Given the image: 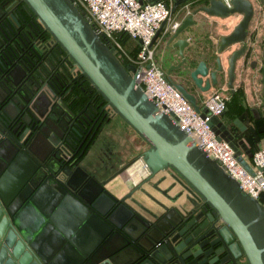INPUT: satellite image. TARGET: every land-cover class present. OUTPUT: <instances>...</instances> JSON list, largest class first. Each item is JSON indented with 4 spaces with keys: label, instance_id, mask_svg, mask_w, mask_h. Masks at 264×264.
<instances>
[{
    "label": "water",
    "instance_id": "obj_1",
    "mask_svg": "<svg viewBox=\"0 0 264 264\" xmlns=\"http://www.w3.org/2000/svg\"><path fill=\"white\" fill-rule=\"evenodd\" d=\"M23 1L36 17V28L51 34L109 108L145 142L138 156L148 172L145 183L170 171L172 187L180 192L170 197L171 186L153 188L171 203L183 196L185 201L181 210L165 209L144 192L164 210L158 216L131 199L132 192L120 198L108 192L110 180L98 177L106 167L93 166L90 172L82 165L81 146L96 108L79 109L73 103L78 96L66 101L61 66L50 64L39 46L19 59L0 52V264H264L263 203L242 193L217 161L159 112L136 86L134 67L122 65L73 0ZM191 1L174 0L171 8L173 14L186 13L167 38L182 61L167 69L166 78L199 112L196 94L170 77L186 62L190 41L181 35L196 26L199 13L239 17L219 36L214 69L205 60L194 66L190 57L180 73L201 93L232 87L238 62L246 67L254 60L247 40L255 10L251 0H232L230 7L201 0L190 11ZM259 14L264 20L261 7ZM256 35L261 57L254 62L261 65L264 89V37L256 41ZM234 123L242 127L238 119ZM238 160L253 173L245 159Z\"/></svg>",
    "mask_w": 264,
    "mask_h": 264
},
{
    "label": "built area",
    "instance_id": "obj_2",
    "mask_svg": "<svg viewBox=\"0 0 264 264\" xmlns=\"http://www.w3.org/2000/svg\"><path fill=\"white\" fill-rule=\"evenodd\" d=\"M221 1L226 6H231L232 0ZM73 2L99 37L104 38L113 51L126 55L127 66L134 67L131 75L135 78L136 86L155 103L159 112L168 115L175 125L206 151L208 157L217 161L237 183L242 193L259 200L264 194V170H261L264 168V148L253 152L247 161L253 170V173L249 172L239 162L229 141L219 140L214 126L209 125V121L226 111L227 100L213 92L205 99L203 108L200 107V111L197 112L182 93L167 80L165 71L155 60V38L159 29L162 28L163 34H170L180 23L175 18L178 11L171 13L174 0H73ZM119 33L126 34L138 43L135 55H130L126 51L117 38Z\"/></svg>",
    "mask_w": 264,
    "mask_h": 264
},
{
    "label": "crops",
    "instance_id": "obj_3",
    "mask_svg": "<svg viewBox=\"0 0 264 264\" xmlns=\"http://www.w3.org/2000/svg\"><path fill=\"white\" fill-rule=\"evenodd\" d=\"M143 1H155V0H143ZM254 5L255 15L249 25V36L247 40L248 49L252 51V58L257 59L261 57V51L258 46H256L253 39V35H256V41L260 40L261 37H264V20L261 19L259 10L260 7L254 3V0H251ZM201 5V0H193L190 3H187L188 10L195 9ZM180 9V8H179ZM185 11L181 10L177 16L176 20L180 21L182 17L185 15ZM197 21L196 26L188 28L181 36L185 37L190 41V45L184 50V55L188 57H195L194 66L199 60H205L208 67L210 69H214L216 67L215 56L217 53V46L219 41V36L222 34H227L231 31L232 27L237 23L239 17L230 18V19H220L218 17H210L205 14L199 13L194 17ZM163 27V26H162ZM169 34H163L162 28L157 32V36L155 38L156 49L155 52L159 49V53L157 54V59L161 60L162 69L165 70V73L168 68L167 65L170 64V61L165 59L168 55H176L177 50L171 49L168 50L167 46L169 45L167 42ZM197 39V40H196ZM264 41V40H263ZM263 43V42H261ZM133 44L136 45V42L133 41ZM171 45V44H170ZM133 46V45H132ZM168 52H167V51ZM222 58L226 57V54L221 55ZM254 60H248L247 66L251 68H255L256 66L252 65ZM251 61V62H250ZM256 64V63H255ZM252 65V66H251ZM259 65V64H258ZM259 65L257 68H259ZM255 68V69H257ZM242 61L238 62L236 68V74L239 78L242 72ZM171 79L174 81L175 73L171 71L170 73ZM247 83V82H245ZM238 84V83H236ZM190 91L196 94L198 105L203 108L204 101L208 94L213 91L215 88L210 89L208 92L201 93L196 89L191 82L187 83ZM248 87L244 88L243 93L240 95H235L231 100L227 103V108L224 114L221 117L215 118L214 122H217V126L222 128V125H225V131L227 134L231 135V139L234 142L237 149L241 151V157L246 161H249L253 152L260 148H264V121L262 116L264 115V104H260L256 102L249 94ZM238 119L241 123L242 127H238L234 120ZM123 121V120H122ZM124 122V121H123ZM120 123L117 118L113 120L115 127L123 128V124ZM130 128V127H129ZM131 129V128H130ZM118 131V129H116ZM132 130V129H131ZM127 135H130V131H126ZM138 137V135H137ZM135 144L138 145V152L131 153L132 149L130 146V150H121L116 154L113 150L110 151H98V157L95 160H99L102 156L111 158V165L104 164L100 162V166H106L104 170L101 171L100 175H98L99 180H110L108 184L105 186L106 190L110 192L112 195L120 198L129 192H132L131 199L140 203L145 208L154 212L158 216H161L164 213L162 208H159L150 198L153 197L155 200L159 201L165 209H182L184 207V196L180 198L175 203H171L166 198H164L158 191L153 188V184L160 181L162 178H166L165 181L158 184V188L161 190H165L172 184V179L170 178V171L161 172L149 183H145V179L147 178L148 172L144 169L142 162L139 160V154L147 148L145 142L138 137L135 139ZM92 148L87 152V156L82 161V165L87 168L90 172L94 170V167L91 166L90 162L88 163V159L92 154ZM133 150V149H132ZM105 152V153H104ZM115 155V156H114ZM131 159L127 168L123 171H120L121 162L125 159ZM106 159V158H105ZM94 160V159H93ZM92 160V161H93ZM102 164V165H101ZM141 186V189L138 191L136 188ZM179 187L173 188L169 192L170 197H174L176 194L180 192ZM148 193L151 197L145 195ZM261 203L264 204V194L259 199ZM128 203L131 204L130 200Z\"/></svg>",
    "mask_w": 264,
    "mask_h": 264
},
{
    "label": "flooded vegetation",
    "instance_id": "obj_4",
    "mask_svg": "<svg viewBox=\"0 0 264 264\" xmlns=\"http://www.w3.org/2000/svg\"><path fill=\"white\" fill-rule=\"evenodd\" d=\"M254 3L264 10V0H254ZM32 21L36 22V19L31 16V12L29 11L27 5L22 3V0H13L7 6H2V3L0 1V39L3 41L0 52L3 55L15 56V58L19 59L18 57L23 58V56L31 51L34 45L39 46L42 52H44V54L46 53L49 57L50 64H59L61 66L60 68L65 80V83L62 85L61 91L66 93V101L69 103L72 102L74 96L72 95V93L76 88L80 92L82 91L85 93V99L82 98L83 103L81 102L78 105L79 109L91 105L92 107L96 108L97 112L95 117L92 118L90 124L86 128V131H88L86 134L87 136L84 137L81 146V149L83 150V161L87 156L88 150L90 149V147L95 146L96 142L99 139V136L104 132L105 128H110L114 124L113 120L116 117H120L116 115L107 104L102 105V103L97 98V94L95 93L93 86L86 83L85 79L83 78V74L78 70L67 53L58 45V43L54 41L53 38H48L47 41L39 39L40 37L38 34L42 30V28L38 30L32 23ZM2 27L4 28V30ZM6 36L9 38H6ZM168 47L169 45L167 46V49L171 50ZM185 57L186 62L177 69L173 70L175 73L174 82L183 83L188 88L187 83L188 81L190 82V80L180 77V73L183 72L182 70L185 68L188 59L190 58L186 55ZM216 57L217 55L215 56V58ZM165 59L170 61V64L167 65L166 68H168L169 66H176L182 61L178 53H176V55H168L167 53V57H165ZM252 65L256 66L255 68L258 67L255 62H253ZM255 68H251L249 66L243 67V70L240 73L241 76L239 78H237L238 75L236 74L235 70V77L232 82V87L215 88L210 93L207 91L209 93L208 96L211 93L216 92L224 97L228 102L233 98V96L237 94L240 95L241 93H243L244 88L248 87L250 96L256 102L264 104V93H262V91L264 92V89L262 76H260L261 70L259 68ZM259 77H261V81ZM188 90L190 89L188 88ZM96 116H98L97 120H95ZM124 128L125 129L123 133H126V131L130 129L128 125ZM138 137L136 134L134 140L136 138L138 139ZM100 150L108 151V147L106 145L101 146ZM121 160L122 162L120 163V171H123L127 168V165L130 164L131 159L128 158L125 160ZM99 161L104 164L111 165V158L109 156H102L101 158H99ZM103 167L106 166L104 165ZM157 183L158 182H156L155 185L158 186ZM170 186L172 187V184ZM173 188L174 187L170 188V191L173 190Z\"/></svg>",
    "mask_w": 264,
    "mask_h": 264
},
{
    "label": "rangeland",
    "instance_id": "obj_5",
    "mask_svg": "<svg viewBox=\"0 0 264 264\" xmlns=\"http://www.w3.org/2000/svg\"><path fill=\"white\" fill-rule=\"evenodd\" d=\"M128 43L129 44H133V41L129 40ZM128 43H126V44H128ZM126 51L131 55V53L128 50H126ZM158 53H159V49H158ZM158 53H157V51L155 52V60H156L157 64L162 68V64L163 63L161 62V60L157 59V54ZM119 56L121 57V59L127 60V57H126L125 54L119 53ZM260 76H261V74H260ZM259 78H260V81H261V77H259ZM262 93H264V92L262 91ZM116 118L118 119V121L120 123L123 122L121 118H118V117H116ZM214 124H215L214 125V130L216 132H219L220 134H223L224 135V139L228 140L229 134L226 133L225 128L223 127V125H222V128H220V126H217V122L216 121L214 122ZM123 126L127 127V124L124 123ZM124 127L119 130L120 127L119 128L115 127V125L113 124L110 128H107V129L105 128L104 132L99 136V139L96 142L95 146L92 148V154L90 155V157L88 159V163L91 161L90 164H91L92 167L93 166L94 167H103V166L99 165L100 161L99 160H95V159H97V157H98V151L100 150V147L104 146V145H106L108 147V151L113 150L115 152V154L118 151H121V150L129 151L130 150V146H132L131 148L133 149V150L132 149L130 150L131 153L138 152V145L135 144V140H134V137L136 136L135 132L133 130H131V129H128L131 133H130V135H127V133H123V131L125 129ZM116 129H118V131ZM235 155H236L237 158H239V159L241 158L240 149L236 150Z\"/></svg>",
    "mask_w": 264,
    "mask_h": 264
},
{
    "label": "trees",
    "instance_id": "obj_6",
    "mask_svg": "<svg viewBox=\"0 0 264 264\" xmlns=\"http://www.w3.org/2000/svg\"><path fill=\"white\" fill-rule=\"evenodd\" d=\"M1 1V3H2V6H7L10 2H12L13 0H0ZM22 3H24L25 4V2L22 0ZM29 9V8H28ZM29 11H30V9H29ZM31 12V11H30ZM31 16L32 17H34L35 19H36V17H35V15H33L32 13H31ZM39 39H41V40H44V41H47L48 40V38H52V36H51V34L46 30V29H44V28H42V30L39 32ZM117 38L119 39V41L122 43V45L126 48V50H128L130 53H131V55H135L136 53H137V50H138V43L136 42V41H134V40H132V39H130L126 34H124V33H119V34H117ZM103 41H104V43H106L108 46H110L109 44H108V42L104 39V38H101ZM129 40H132V41H134V42H136V45H134V44H129L128 43V41ZM126 43H128V44H126ZM133 45V46H132ZM112 48V47H111ZM132 48V49H131ZM113 50V49H112ZM114 52V54L116 55V57L119 59V61L125 66V67H127V63L125 62V60H123V59H121V57L119 56V53L117 52V51H113ZM83 78L85 79V81H86V83L87 84H90V82L85 78V76L83 75ZM93 89H94V91H95V93L97 94V98L99 99V101L102 103V105H105V104H107V102L104 100V98L98 93V91L93 87ZM72 95H77L78 96V98L77 99H75L74 101H73V103L74 104H76V105H79L81 102L83 103V101H82V98H84L85 99V93L84 92H80L79 90H77V88L75 89V91L72 93ZM73 96V97H74ZM228 103V102H227ZM224 114V113H223ZM222 114V115H223ZM222 115H220L219 117H221ZM262 119H263V121H264V115L262 116ZM264 132V131H263Z\"/></svg>",
    "mask_w": 264,
    "mask_h": 264
}]
</instances>
